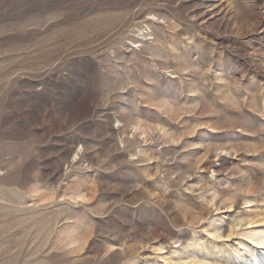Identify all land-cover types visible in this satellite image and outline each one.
Segmentation results:
<instances>
[{"label": "rangeland", "instance_id": "obj_1", "mask_svg": "<svg viewBox=\"0 0 264 264\" xmlns=\"http://www.w3.org/2000/svg\"><path fill=\"white\" fill-rule=\"evenodd\" d=\"M211 1L0 0V264H264V0Z\"/></svg>", "mask_w": 264, "mask_h": 264}, {"label": "bare ground", "instance_id": "obj_2", "mask_svg": "<svg viewBox=\"0 0 264 264\" xmlns=\"http://www.w3.org/2000/svg\"><path fill=\"white\" fill-rule=\"evenodd\" d=\"M211 2L212 3L208 6V12H210V14H215V13L221 11V7L226 3L225 0H212ZM250 236L255 241V243L257 245H264V233L254 232ZM252 264H259V263L255 259V261Z\"/></svg>", "mask_w": 264, "mask_h": 264}, {"label": "snow or ice", "instance_id": "obj_3", "mask_svg": "<svg viewBox=\"0 0 264 264\" xmlns=\"http://www.w3.org/2000/svg\"><path fill=\"white\" fill-rule=\"evenodd\" d=\"M261 247H264V245H261Z\"/></svg>", "mask_w": 264, "mask_h": 264}]
</instances>
